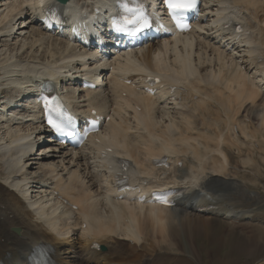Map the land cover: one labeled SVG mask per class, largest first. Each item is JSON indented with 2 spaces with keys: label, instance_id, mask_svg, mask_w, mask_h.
I'll return each instance as SVG.
<instances>
[{
  "label": "bare ground",
  "instance_id": "6f19581e",
  "mask_svg": "<svg viewBox=\"0 0 264 264\" xmlns=\"http://www.w3.org/2000/svg\"><path fill=\"white\" fill-rule=\"evenodd\" d=\"M43 1L0 0V82L9 83L4 85L13 91L7 96L0 90V102L10 99L14 105L29 99L27 87L45 75L61 83L77 112H112L113 119L98 134L102 150L112 152L102 158L101 148L72 151L49 137L37 114L20 108L13 115L11 108L5 115L0 107V127L6 129L5 136L0 130V260L25 264L38 244L47 243L59 264H161L159 248L164 245L181 246L168 254L184 255L175 257L178 264H193L197 236L211 240L215 222H226L228 229L237 227L232 222L243 227L264 222L258 211L264 195L239 178V168L229 156L247 150L242 163L254 168L256 180L263 183L257 164L264 161L254 152L264 158V0H205L199 27L189 35L148 42L123 55H107L97 45L82 47L66 35L43 31L30 11ZM96 1L108 4L68 0L84 8ZM227 15L243 22V39L221 31V18ZM93 34L100 44L112 42L102 22ZM12 45L16 52L6 55ZM157 73L164 78L158 95L125 84V79L138 82L141 76ZM101 74L107 76L106 87L85 90L73 82L96 80ZM173 87L176 91L169 94ZM164 156L172 163L170 170L155 169L151 160ZM121 158L131 161L135 182L140 177L156 185L183 187L184 197L169 208L112 194L108 173ZM53 191L78 209L59 205ZM209 206L208 214L194 211ZM16 227L19 233L12 231ZM243 232L264 236L259 226ZM185 236L193 242L188 257ZM95 242L105 249H93ZM257 243L250 245V253L261 260L264 245Z\"/></svg>",
  "mask_w": 264,
  "mask_h": 264
},
{
  "label": "rangeland",
  "instance_id": "374dc122",
  "mask_svg": "<svg viewBox=\"0 0 264 264\" xmlns=\"http://www.w3.org/2000/svg\"><path fill=\"white\" fill-rule=\"evenodd\" d=\"M262 40H264V38H262ZM17 50V48L14 47V45L11 46L9 51H6V55H10L12 53H15ZM3 53H5V51H3ZM3 66L2 64H0V72H3ZM4 84H9V83H2L0 82V90H3L2 93L4 95L10 96L13 94L12 91V87L10 86L9 88L6 87V85ZM2 87H6L7 89H2ZM239 117V116H238ZM238 117H234V119H238ZM253 117V116H251ZM255 120V122L257 121L255 119V117L253 118ZM257 124V122H256ZM258 126V125H257ZM3 127H0L1 133L3 134V136L6 135V129ZM262 141V140H261ZM263 142V141H262ZM264 143V142H263ZM222 144L219 148L224 150V147ZM243 147V146H242ZM241 147V148H242ZM240 148V151L242 150ZM246 148H243V150ZM264 150H261L260 153H262ZM246 153L247 150H244L242 156H235L234 154H230L231 157V162L233 165H236L239 168V178L244 180L246 185H248L250 188V190L254 191V190H258L261 191V193L264 195V165L262 163H258L257 164V171L259 173V180L261 179L263 183L259 182L256 180V171H254V168L251 167H244V163L243 160L246 159ZM254 157L256 159H259L261 162L264 158H262L260 156V154L258 152H254ZM258 160V161H259ZM213 163V161L210 162V164ZM191 163H189L190 166ZM209 164V165H210ZM246 164L248 166H251L253 164H249L246 162ZM255 164V163H254ZM214 166H215V162H214ZM230 167V165H229ZM212 171V170H211ZM175 174H178V172H176ZM228 174V171L226 173V171H224V176ZM256 174V176H255ZM173 176V175H170ZM258 177V176H257ZM39 180H41L39 178ZM258 182L256 185L253 184L256 181ZM221 191H223L222 189H220ZM256 193H258L260 195V192L254 191ZM261 196V195H260ZM262 203H260L259 205H256L255 203L252 202V206H256L259 207ZM57 208V207H54ZM256 211V210H255ZM259 212H261L262 214H264V204L258 209ZM246 222V221H243ZM221 221H217L215 222L212 226V234H209V237H211V240H207L204 236H197V248H198V255L195 254V258H197V262H195V260H193V264H260L264 262V259H257L254 258V256L250 253L252 252L253 248L250 245L256 244L257 242L259 244H263L264 245V236L262 238V236L260 235H246L243 234V231H250L253 227L255 226H259V228H263L261 225H257L255 221L247 224L246 226H241V224H235L232 223L233 225L237 226L240 230L237 229V227H234L232 225H229V229L227 227V223L224 222L222 223ZM5 226H10L11 224H7L5 223ZM211 226V225H210ZM230 226H232V229ZM243 231H242V230ZM211 230V229H210ZM237 230V231H236ZM240 233H239V232ZM179 232H181V228L179 229ZM152 235H149L148 237H150ZM215 236V238H214ZM217 237V238H216ZM260 241H259V240ZM252 240V242H251ZM254 240V242H253ZM250 241V242H249ZM249 242V243H248ZM158 243V242H157ZM192 240L189 239V236H185L183 238V247H184V251L187 254L186 256L188 257V254H193L192 253V245H191ZM257 243V244H258ZM159 245V243H158ZM161 248H159V260L161 261V264H165V261L167 262L166 264H176V258L178 257H184V255H173V254H168L169 252H172L173 250H177L179 251L181 249V246H177L174 249L170 248L169 246H160ZM238 249L240 250H244L241 254H238ZM164 250V251H161ZM200 250V251H199ZM249 250V252L247 251ZM201 252V253H200ZM200 254V255H199ZM169 255L167 257H163ZM264 253L261 255L263 256ZM176 257V258H175ZM166 259V260H165ZM151 260H153L151 258ZM172 262V263H171ZM176 262V263H174ZM195 262V263H194ZM178 264V263H177ZM182 264H186V263H182Z\"/></svg>",
  "mask_w": 264,
  "mask_h": 264
},
{
  "label": "snow or ice",
  "instance_id": "6c2138e0",
  "mask_svg": "<svg viewBox=\"0 0 264 264\" xmlns=\"http://www.w3.org/2000/svg\"><path fill=\"white\" fill-rule=\"evenodd\" d=\"M169 7L173 10H186L190 7L188 3L182 2V0H175V2H172L170 0ZM131 23V21H129ZM52 113H55L58 117L60 116L59 109L58 108H52L49 110V115L47 118V123L58 133H64L65 128L57 122L56 119H53ZM67 135L71 136L72 133L68 132Z\"/></svg>",
  "mask_w": 264,
  "mask_h": 264
}]
</instances>
